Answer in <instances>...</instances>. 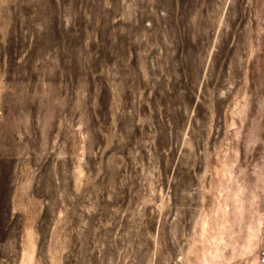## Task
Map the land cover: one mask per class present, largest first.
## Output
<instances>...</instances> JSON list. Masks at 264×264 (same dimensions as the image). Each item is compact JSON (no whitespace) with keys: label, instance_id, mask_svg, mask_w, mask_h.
Listing matches in <instances>:
<instances>
[{"label":"rangeland","instance_id":"1","mask_svg":"<svg viewBox=\"0 0 264 264\" xmlns=\"http://www.w3.org/2000/svg\"><path fill=\"white\" fill-rule=\"evenodd\" d=\"M264 264V0H0V264Z\"/></svg>","mask_w":264,"mask_h":264},{"label":"clouds","instance_id":"2","mask_svg":"<svg viewBox=\"0 0 264 264\" xmlns=\"http://www.w3.org/2000/svg\"><path fill=\"white\" fill-rule=\"evenodd\" d=\"M250 2H251V0H250ZM253 264H256V262H255V261H253Z\"/></svg>","mask_w":264,"mask_h":264}]
</instances>
